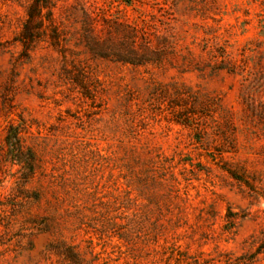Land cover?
Masks as SVG:
<instances>
[{
  "label": "rangeland",
  "instance_id": "rangeland-1",
  "mask_svg": "<svg viewBox=\"0 0 264 264\" xmlns=\"http://www.w3.org/2000/svg\"><path fill=\"white\" fill-rule=\"evenodd\" d=\"M30 3L0 0V264H264V0H53L24 48Z\"/></svg>",
  "mask_w": 264,
  "mask_h": 264
},
{
  "label": "trees",
  "instance_id": "trees-1",
  "mask_svg": "<svg viewBox=\"0 0 264 264\" xmlns=\"http://www.w3.org/2000/svg\"><path fill=\"white\" fill-rule=\"evenodd\" d=\"M123 1L131 4L133 0ZM53 5V0H31L26 9V22L17 40L24 48L31 47L41 39L40 33L46 26L45 21L52 22ZM23 133L24 128L21 125L10 124L6 131L5 146L8 159L13 165L20 166L23 179L28 182L34 177L37 159L33 150L25 147ZM231 175L234 177V174Z\"/></svg>",
  "mask_w": 264,
  "mask_h": 264
}]
</instances>
